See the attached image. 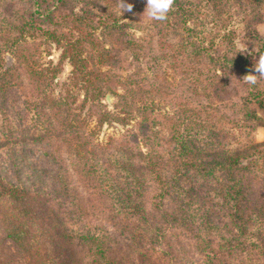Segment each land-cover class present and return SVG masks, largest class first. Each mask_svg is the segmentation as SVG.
Masks as SVG:
<instances>
[{
	"label": "trees",
	"instance_id": "1",
	"mask_svg": "<svg viewBox=\"0 0 264 264\" xmlns=\"http://www.w3.org/2000/svg\"><path fill=\"white\" fill-rule=\"evenodd\" d=\"M8 1L7 5H12L17 0ZM112 1L87 0L90 5L82 8L71 5L75 0H34L38 8L26 12L25 18L16 13L19 10L15 6L0 7L2 12L16 13L10 15L13 20L0 27L19 62L18 68L24 67L20 61L25 55V36L34 24H42L44 28L39 26L32 34L42 30L64 48L63 57L73 65L70 79L76 86L65 87L67 93L58 98L44 90L45 98L36 109L33 128L28 130L30 139L43 147L37 176L44 174L49 183L53 179L57 194L31 192L0 174V230L5 232L0 236L5 242H0V264H19V256L26 260L33 257L40 264H207L200 260V252L208 254L210 264H264V142L252 138L250 124L251 119H259V111H264V76L257 77V84L249 85L245 76L259 74L256 63L251 68L243 52L233 58L226 56L227 67L243 75L240 81L244 79L246 88L244 102L235 107L239 108V116L229 117L221 109L223 104L216 102L218 91L227 90L214 85L215 78L221 77L211 70L201 73L205 83L201 77L190 81L191 86L193 82L202 83L208 101H182L169 114L162 108L170 94L165 84L146 83L148 78L135 70L100 68L104 60L117 66L123 59L113 54L114 48L103 45L95 34L98 28L110 35L118 28L116 33H121L122 42L144 48L125 38L127 24L113 12ZM203 1L174 0L166 21H152L162 50L156 60L178 58L189 46L195 47L194 52H207L201 36L204 30L198 29L203 24H195V29L187 25L189 17L207 18V11L212 16L213 8L219 6L217 0ZM137 3V11L146 9L147 0ZM44 4L50 9L47 14L42 10ZM67 25L84 38L73 32L65 37L50 27ZM176 25L184 26L182 33L176 34L184 38L176 44L163 42L178 30ZM88 36L92 38L86 39ZM83 41L91 45L86 58L92 59L98 70L84 69L89 62L77 50L83 47ZM257 54H264V42ZM193 56L199 55H188L189 59ZM186 61L188 68L193 62ZM158 67L161 69L162 64L154 69ZM161 70L166 71V66ZM15 71H0L3 80L7 72V84L0 82L1 99L26 87L20 82L23 75ZM25 71L40 84L48 85L52 80V70ZM80 81L88 83L80 87L84 97L78 104L80 94L75 90ZM112 83L120 84L123 92L113 88ZM109 93L117 96L112 109L106 102ZM95 120L116 121L123 126L137 120L138 129L128 130L121 139L112 137L101 143L94 141L98 125H92ZM166 124L172 127L170 134L175 140L171 151L163 138ZM10 141L11 152L16 154L18 142ZM160 154L170 157L163 163ZM65 161L68 163L62 169L59 163ZM44 167L46 170H42ZM57 198L59 206L55 204ZM95 215L119 231L120 241L93 230L95 225L88 219ZM68 218L78 230H69ZM114 242L117 252L113 251ZM4 247L20 252L9 257ZM6 256L7 260L3 258Z\"/></svg>",
	"mask_w": 264,
	"mask_h": 264
},
{
	"label": "rangeland",
	"instance_id": "2",
	"mask_svg": "<svg viewBox=\"0 0 264 264\" xmlns=\"http://www.w3.org/2000/svg\"><path fill=\"white\" fill-rule=\"evenodd\" d=\"M5 1L8 0H0V7L4 9V7L15 6V9L19 10L16 13H18V15L23 14V18H25L26 12L38 8L37 5L34 4V0H17L12 5H7V2ZM12 1L14 0H9L8 4ZM48 1L53 2L54 0ZM86 1L87 0H79L78 2V0H75V3L73 2L71 5L75 4L77 6H81L82 8L85 6L88 7L90 4L86 3ZM217 1L219 6L217 5V8L212 7L215 11L212 16H209L211 11H207V18L197 16L198 19H196L195 17H189L187 23L189 27H194L192 29H195V24H203L198 29L199 31L204 30L201 36L205 41L204 45L208 48L207 52L209 55L207 52H194L195 47L189 46L188 49L184 50V54H178V58L169 59L168 61L165 59L156 60V58L162 54V50L157 44L159 36L157 34L156 27L152 25L153 20L148 17L146 9L137 11V5H139L137 0H125L126 3L133 4V11L131 13L124 12L122 14L121 0L112 1L110 5H112L111 7H114L113 12H116L120 19L123 18L121 20L123 24H127V26H125V32L127 34L125 38L138 42L144 48L140 49L139 46L137 47L134 45L129 47V44L122 42L121 39L123 37H121V33H116L118 28L115 30L113 35H110L103 27L104 32L101 28H98L95 30V34L103 45L110 49L114 48L113 54L115 56L120 55L121 59H123V62L121 64L119 63L117 66H115V64L111 65L110 62L104 60V64L100 65V68L108 71L124 70L125 72H132L135 70L139 73L141 72L139 76H146L148 78L146 83L165 84L166 87H168L170 94L166 97V99H164L162 108L163 110L165 109V111L167 110L169 114L175 112L177 106L182 103V101H189L191 104L208 101V98L203 95L202 83L193 82L194 85L191 86L192 82L190 81H193L194 78L201 77L205 83L206 77L205 75H201V73L205 74L209 70H211L212 73L217 72L220 74L221 78L220 80L215 78L214 85L219 89L227 91H218L216 102L223 104L221 109L226 112L229 117H238L239 115L236 111L239 110V108L235 107L241 106L242 102H244V99L242 98L246 94V88L243 83L244 79L240 81L243 75L239 72L235 73L233 67H227L228 64L225 58L226 56H230L231 58L237 57V49L238 45H240L246 47V49L241 52L245 54L246 58H249L251 68L254 67L253 63H256L259 60L260 55L257 54V51L262 42H264V0ZM84 2L86 5H83ZM203 3L206 4L208 1L205 0ZM92 4L100 6L99 3L93 2ZM47 5L48 4H44L42 7L45 14L50 11ZM97 9L98 8H96V10ZM16 13L0 11L1 26L4 27L10 20H13L10 15H14ZM56 14H60V12H56ZM39 26L42 29L44 28L42 24H34V27L29 29V33L25 36L27 41L22 44V47L24 46L23 49L25 51V55L21 57L22 61H20V63L23 62L24 67L19 66V68V62L16 60L17 58L13 49L9 46V44H7V35L2 34V27H0V64L2 68L0 71L9 69L16 70L15 73H21L23 75V78L22 76L19 77L22 78L20 82H24L26 85L23 89H18L16 92L10 94L8 98H0V174L5 176L6 179L8 176V178H10V180L17 185L26 186L29 190H32L31 192H35L34 190H45L46 192H51V194L54 195L57 194L54 180L52 179L49 183L48 178L44 177V174H39V176H37L38 171L42 167L41 162H39V156L43 152V147L30 139L31 137L28 135V130L33 128L32 120L35 116L34 114L36 113L38 105H40L41 101H43L42 98H45L44 90L51 92V94L55 96L52 98H58L67 93L65 87L72 86L76 88V86L70 79L72 70L74 69L73 65L68 58L63 57L64 48L59 45L55 39H53L54 37L48 38L44 35L42 30L38 31V33H36L37 35L32 34V32H34ZM178 26L179 25L174 26V28L178 30L172 31L173 34L170 33V35H168L163 42H172L173 44H176L184 38L176 35L178 33H182L181 31L184 30V26L180 28ZM50 27L54 28L59 33H64L66 35L65 37L69 36L71 32L77 34L75 36L82 37V35H78L77 32L71 30L70 25H67V27L64 28L56 26ZM212 27L214 29H211ZM148 37L150 39H148ZM68 38H72V36ZM90 38L92 37L88 36L86 39ZM125 38L123 39L124 41ZM8 39L12 40V37H9ZM90 46L91 45L88 42L83 41V47L78 48L77 50L81 51V53H83L82 56L86 58L91 52ZM188 55L199 56H193L189 59ZM137 56H140L141 59H135ZM88 58L86 59L89 63L86 64L87 66L86 68L84 67V69L94 70L95 65L92 63L93 60ZM211 59H213V61H211ZM186 60L193 62L188 68L184 65L187 62ZM159 63L162 64V68L166 66L167 72L164 70L162 72V68L159 69V67L154 69V67L159 65ZM25 70H52L49 73L52 80L48 85L40 84L38 81L32 80L30 78V74ZM95 70H98V68H95ZM0 82L1 84H7V72L5 80L1 78ZM87 83L85 81H80L77 84L79 88H77L75 92H79L80 94L78 104L84 97V90L80 87L87 85ZM111 86L116 88L118 92H123L120 84L112 83ZM106 102L112 109L113 105L117 102V96L109 93ZM155 104L158 107L161 105L159 103ZM86 110L87 108L85 111ZM258 115V120H250V124L252 125V138L255 141L264 142V111H259ZM92 125H97L95 129L96 132L94 141H99L101 143H106L108 139L112 137L121 139L123 134L127 133L128 130L135 132L138 129L137 120L125 126L117 124L116 121H104L103 123H98L96 120L93 121ZM164 126L166 129L164 130L163 138L168 145L166 146V149L171 151L175 146V140L171 138L170 134L172 127L167 124ZM154 127L160 129V125L158 124H154ZM9 130H15L16 132L14 131V134H10ZM181 130H183L182 126ZM10 140H16L18 142V152H16V154L11 152L12 147H10ZM169 157V155L160 154L159 159L165 163ZM67 163L68 162L65 161V163L62 162L59 164L60 167L64 169L66 168ZM59 164L57 167H59ZM163 166L164 165H162V167ZM43 169L46 170L45 167L42 168V170ZM60 198H57L55 202L58 206L60 204L57 202H60ZM89 218V223H93L95 225L93 229L95 232L97 231L109 234L111 239L120 241L121 236L119 231L110 222L107 220L103 221L100 215L90 216ZM66 220L69 230L71 227L75 230L79 229L77 224L72 223V218H68ZM167 227H169V224H167ZM1 235H5L3 230H0V236ZM112 247L114 252L118 251L115 242ZM119 247L120 246H118V248ZM4 248V252H7L9 257H11V255H17L16 253L20 252L17 249L9 251L6 247ZM116 255L120 256V253L118 252ZM207 256L208 254L206 252H200V260L206 261L207 264H210V259L207 261ZM3 258L7 260V256ZM17 260H19V264H40L39 262L36 263L33 257L26 260L25 256H19Z\"/></svg>",
	"mask_w": 264,
	"mask_h": 264
},
{
	"label": "clouds",
	"instance_id": "3",
	"mask_svg": "<svg viewBox=\"0 0 264 264\" xmlns=\"http://www.w3.org/2000/svg\"><path fill=\"white\" fill-rule=\"evenodd\" d=\"M174 0H147L146 12L148 17L153 21L164 22L168 19V14L172 10ZM122 14L124 12L131 13L133 11V4L126 3L121 0ZM246 47L238 45V52L244 51ZM255 71L259 74L246 75V82L249 85L257 84V77L264 76V54L260 55L259 60L255 64ZM244 77V78H245Z\"/></svg>",
	"mask_w": 264,
	"mask_h": 264
}]
</instances>
